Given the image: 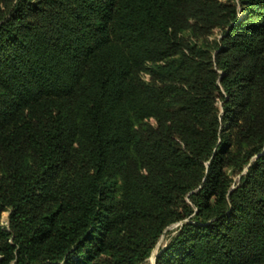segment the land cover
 <instances>
[{
	"label": "trees",
	"instance_id": "trees-1",
	"mask_svg": "<svg viewBox=\"0 0 264 264\" xmlns=\"http://www.w3.org/2000/svg\"><path fill=\"white\" fill-rule=\"evenodd\" d=\"M162 235L154 264H264V0H0V264Z\"/></svg>",
	"mask_w": 264,
	"mask_h": 264
},
{
	"label": "rangeland",
	"instance_id": "rangeland-1",
	"mask_svg": "<svg viewBox=\"0 0 264 264\" xmlns=\"http://www.w3.org/2000/svg\"><path fill=\"white\" fill-rule=\"evenodd\" d=\"M139 77L142 78L143 80H146V75L144 73L139 72ZM218 105L220 106V103H218ZM7 215L8 212H4L1 216V222L2 224H6L7 223ZM175 227V225L173 226ZM167 239L165 237V235H162L157 243V245L155 246V248L152 250L151 254L149 255V257L146 259V261L143 264H152L154 257L158 251V248L163 247L166 243Z\"/></svg>",
	"mask_w": 264,
	"mask_h": 264
},
{
	"label": "water",
	"instance_id": "water-1",
	"mask_svg": "<svg viewBox=\"0 0 264 264\" xmlns=\"http://www.w3.org/2000/svg\"><path fill=\"white\" fill-rule=\"evenodd\" d=\"M152 264H154V260H153V263Z\"/></svg>",
	"mask_w": 264,
	"mask_h": 264
}]
</instances>
